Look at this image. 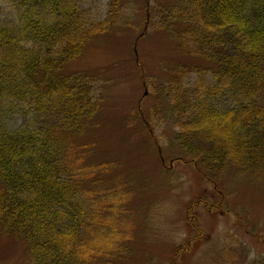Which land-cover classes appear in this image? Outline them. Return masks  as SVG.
<instances>
[{"label":"rangeland","instance_id":"obj_1","mask_svg":"<svg viewBox=\"0 0 264 264\" xmlns=\"http://www.w3.org/2000/svg\"><path fill=\"white\" fill-rule=\"evenodd\" d=\"M18 1L0 0L1 24L18 21ZM75 1L89 23L106 19L112 2ZM170 2L129 0L119 22L71 64L69 77L90 83L100 105L69 150L86 173V208L99 205L95 217L87 216L86 239L99 240L92 264H255L264 255V158L254 169L221 157L204 162L201 155L213 154L208 140L188 148L176 138L183 131L172 115L180 94L176 63L191 66L180 76L185 84L202 82L219 94L217 107L232 108L236 100L222 95L227 80L205 69L195 42L180 45L168 31ZM259 101L263 108L264 88ZM0 102L9 128L42 132L45 120L27 103ZM31 259L20 236L0 233V264Z\"/></svg>","mask_w":264,"mask_h":264},{"label":"trees","instance_id":"obj_2","mask_svg":"<svg viewBox=\"0 0 264 264\" xmlns=\"http://www.w3.org/2000/svg\"><path fill=\"white\" fill-rule=\"evenodd\" d=\"M125 1L112 0L108 17L89 23L75 0H19L18 21L0 23V101L20 100L45 120L42 132L17 130L0 115V233L20 236L32 264H92L97 256L98 238L86 237L87 216L95 217L99 205L88 201L93 210L86 208L81 188L86 173L70 160L69 150L100 105L92 85L69 72L96 36L119 22ZM165 10L166 28L178 44L194 41L205 69L227 80L222 95L236 100L232 108L217 107L219 94L202 82L185 84L180 76L191 66L176 63L180 94L172 115L183 127L176 138L188 148L208 140L213 154L201 155L204 162L227 159L260 168L264 0H171ZM255 264H264V255Z\"/></svg>","mask_w":264,"mask_h":264}]
</instances>
